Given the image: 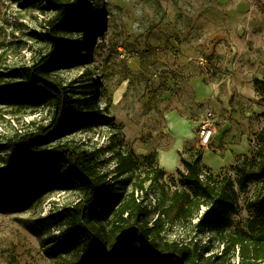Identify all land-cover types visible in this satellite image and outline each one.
I'll list each match as a JSON object with an SVG mask.
<instances>
[{"label": "rangeland", "instance_id": "1", "mask_svg": "<svg viewBox=\"0 0 264 264\" xmlns=\"http://www.w3.org/2000/svg\"><path fill=\"white\" fill-rule=\"evenodd\" d=\"M68 1L83 9L88 27L80 21L79 28L60 29L57 37L66 44L71 65L60 63L49 76L76 99L68 125L88 120L92 112L113 118L60 139L91 151L97 169L121 180L118 193L125 195L141 172L162 168L160 150L176 144L168 116L178 113L192 125L193 139L179 150L181 168L163 169L160 180L145 183L142 196H151V217L168 205L175 190L183 189L178 169L187 172L185 162L200 151L204 173L208 167L214 176H230L236 183V205L226 233H251L264 179L240 190L236 166L258 170L264 164V0ZM54 15L41 0H0V69L29 66L49 53V19ZM21 80H13V88ZM197 80V85L191 83ZM209 113L213 133L203 145L200 132ZM50 120L46 105L18 110L0 103V143L34 128L33 122ZM119 151H134L140 168L118 176ZM3 158L6 153H0V170H7ZM29 184L9 193H26ZM40 192L27 210L0 211V264H57L47 253L64 229L55 216L78 201L80 192L65 178L46 183ZM196 220L167 224L163 235L191 248H206V255L220 254L225 234L201 231ZM230 254L240 262L239 246Z\"/></svg>", "mask_w": 264, "mask_h": 264}, {"label": "trees", "instance_id": "2", "mask_svg": "<svg viewBox=\"0 0 264 264\" xmlns=\"http://www.w3.org/2000/svg\"><path fill=\"white\" fill-rule=\"evenodd\" d=\"M41 2L55 12L49 19L48 30L53 48L32 65L0 69V103L18 110L46 105L51 120L47 124L33 122L34 128L17 132L0 143V153L7 154L3 161L9 164L7 170H0V211L31 208L46 183L65 178L80 192V197L55 216L63 222L64 229L60 238L50 242L47 253L57 264H244L247 258L248 264H264V194L254 203L257 216L252 220V232L226 233L235 210L236 183L230 176H214L208 167L204 173L202 152L185 162L187 172L178 169L183 189L175 190L168 205L151 217L142 195L147 181L164 176L163 168L144 170L131 191L121 195L118 193L121 180L101 173L91 151L60 139L72 132L109 124L113 117L92 112L88 120L68 125L76 99L64 84L50 78L49 70L60 63L71 65L66 57L67 46L57 37L60 29L79 28L80 21L83 27H88V20L83 9L68 0ZM94 29L93 35L97 33V27ZM18 78L22 80L15 89L12 81ZM139 165L134 151L117 153L118 176L138 170ZM236 169L240 190H245L250 181L264 179V164L258 170L240 165ZM27 181L30 184L26 193L22 190L15 195L9 193L11 188H19ZM195 218V226L201 231L212 229L225 234L220 254L206 255V248H191L179 240L168 241L163 235L167 224L178 220L192 222ZM238 246L241 260L236 263L230 251Z\"/></svg>", "mask_w": 264, "mask_h": 264}, {"label": "crops", "instance_id": "3", "mask_svg": "<svg viewBox=\"0 0 264 264\" xmlns=\"http://www.w3.org/2000/svg\"><path fill=\"white\" fill-rule=\"evenodd\" d=\"M194 85L198 84L197 81H192ZM168 126L171 129L174 140L176 144L171 148L162 149L158 154V159L161 167L167 171H173L177 168H181V155L179 150L184 146L185 143L191 141L192 133H191V124L184 123L183 120L180 118V114L178 113H171L168 116Z\"/></svg>", "mask_w": 264, "mask_h": 264}, {"label": "built area", "instance_id": "4", "mask_svg": "<svg viewBox=\"0 0 264 264\" xmlns=\"http://www.w3.org/2000/svg\"><path fill=\"white\" fill-rule=\"evenodd\" d=\"M210 116H211V113H209V116H208V122L205 123L203 125V127L201 128V132H200V137H201V143L203 145H207L208 144V141L213 133V130H212V126H211V123H209V120H210ZM137 195H138V192H137ZM151 200V196L149 199H147V201H150ZM155 203V201L153 202ZM150 204H148V207Z\"/></svg>", "mask_w": 264, "mask_h": 264}]
</instances>
